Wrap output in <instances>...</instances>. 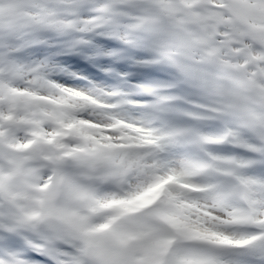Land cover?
<instances>
[{
    "label": "snow or ice",
    "instance_id": "6c2138e0",
    "mask_svg": "<svg viewBox=\"0 0 264 264\" xmlns=\"http://www.w3.org/2000/svg\"><path fill=\"white\" fill-rule=\"evenodd\" d=\"M0 264H264V0H0Z\"/></svg>",
    "mask_w": 264,
    "mask_h": 264
}]
</instances>
